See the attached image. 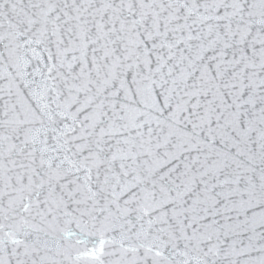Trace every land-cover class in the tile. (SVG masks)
<instances>
[{
    "label": "snow or ice",
    "instance_id": "obj_1",
    "mask_svg": "<svg viewBox=\"0 0 264 264\" xmlns=\"http://www.w3.org/2000/svg\"><path fill=\"white\" fill-rule=\"evenodd\" d=\"M0 264H264V0H0Z\"/></svg>",
    "mask_w": 264,
    "mask_h": 264
}]
</instances>
